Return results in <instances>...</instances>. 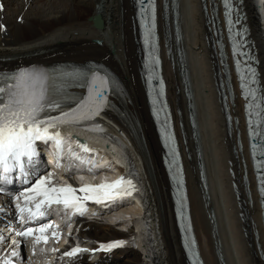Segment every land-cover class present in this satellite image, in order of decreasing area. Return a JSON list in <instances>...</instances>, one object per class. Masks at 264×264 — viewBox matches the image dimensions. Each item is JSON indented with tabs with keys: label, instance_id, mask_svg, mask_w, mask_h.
Returning <instances> with one entry per match:
<instances>
[{
	"label": "bare ground",
	"instance_id": "1",
	"mask_svg": "<svg viewBox=\"0 0 264 264\" xmlns=\"http://www.w3.org/2000/svg\"><path fill=\"white\" fill-rule=\"evenodd\" d=\"M18 1L0 0V7H4L3 11L0 8V23L8 27H0V73L5 75L12 70L13 64L17 63L15 58L23 53L47 51L56 61L103 63L116 71L122 82L123 78L126 81L127 98L125 101L117 96L111 98L118 110L112 108L106 117L114 121L129 138L130 143L126 145L129 147L131 175L142 187L143 201L150 214L149 231L139 237L133 247V231L121 233L118 230L120 225H112L115 220L109 218L110 224L88 222L85 232L96 241L94 248L98 250L100 259L84 258L75 264H187L176 226L171 188L162 162L163 151L155 132L158 154L153 153L154 147L149 142L152 139L149 125L152 124L150 118H146L148 107L145 94L137 80L138 34L134 33L133 0H104L102 6L101 0H51L46 8H30L28 14L24 10L30 0ZM243 1L261 59L264 88V4L261 2L259 5L257 0ZM187 4L192 8L191 14L185 13ZM178 5L201 124L203 158L209 172L208 198L203 197L200 187L197 156L188 119V101L180 73L178 69L173 71L172 65L165 61L164 76L168 82L169 100L174 109L187 168L189 198L200 254L205 264H222L216 251V243L220 241L226 264H235V260L238 264H264V228L259 199L257 195L255 200L246 196L243 188L246 165L250 191L251 188L256 190L246 141L243 104L239 93L228 102L231 115L235 118L232 130H228L221 88L226 79L225 68L220 67L212 46L216 37L209 31L212 17L215 23L218 22L217 9L218 19H221L220 8L215 6L219 5V0H189L188 3L179 0ZM2 14L4 16L1 18ZM98 14L104 19L105 28L102 30L89 20ZM91 42L95 45L92 46ZM97 81L100 82L98 91L89 100L87 97L78 111L88 107L94 115H99L107 107V97L103 96L99 101L105 82L97 76L92 80V87ZM180 122L184 126L183 132ZM115 135L119 134L115 132ZM239 137L242 151L238 146ZM231 168L234 175L230 172ZM114 175H117L116 170L108 177ZM234 184L236 189L233 188ZM253 201H256V205ZM130 207L134 212L139 208L136 204ZM209 211L215 212V222L219 227L215 237ZM116 241H123V246L111 251L100 250L101 244Z\"/></svg>",
	"mask_w": 264,
	"mask_h": 264
},
{
	"label": "snow or ice",
	"instance_id": "2",
	"mask_svg": "<svg viewBox=\"0 0 264 264\" xmlns=\"http://www.w3.org/2000/svg\"><path fill=\"white\" fill-rule=\"evenodd\" d=\"M155 0H149L148 11L154 10ZM143 4V0H141ZM225 7L228 9L226 12L227 16H231V0H224ZM144 11V9H142ZM232 20L229 19V24ZM2 27V26H0ZM152 36V28H149L145 33V40L147 41ZM248 71L252 75V83L256 84L255 72L251 68ZM51 75V74H50ZM86 76L87 73L80 69H73L71 71H65L64 73V83L61 84L59 94L57 93V81L55 77L52 78L48 93L50 102L46 105H40L36 108H31L25 111L23 108L19 110H14L12 112H5L8 104L5 100V86L12 87L13 82L17 79L18 74L13 73L10 75H3L0 73V186L7 185L11 183L9 177L17 172L25 177V182H27V176L30 175V168L34 166L36 157L38 155V150L36 148L37 142H43L45 144L54 142L57 147L56 157L59 160L60 153L62 150V140L61 132L57 128V125L50 124V120L62 119L61 116H50L44 115L39 117L40 113L51 112L54 109L61 107L59 100L61 97H67V88L70 86L68 81L74 77ZM247 86V85H246ZM260 89H248V96H251L253 100L257 99V92ZM248 97L246 96V99ZM260 100H264V95L260 97ZM256 107L259 111L264 112V108H260L259 102H257ZM64 116L69 115V113L64 112ZM249 115H252L250 112ZM30 117H39L36 119H31ZM261 122L264 123V117L261 118ZM256 123V121H250V124ZM259 134L261 140L264 141V133H259L257 131L253 132V135ZM78 146L84 151L88 152V148L84 144H78ZM256 145H253L255 150ZM74 156V153H70ZM264 155V152H261ZM175 156H173V160ZM80 163H86L85 161H79ZM259 167H264V162L259 165ZM264 183V181H262ZM52 184L51 173L47 176L37 177L34 186L30 187L26 193H24V206L21 207L17 205L20 213H27L30 220H35L37 218H43L44 212L42 209L45 206L50 207L53 203L61 205L65 211L72 209L74 214L83 215L86 208V202L91 201L93 203H104L113 202L116 199L123 198L124 196L131 195L135 190V185L131 180H125L121 177L119 180L111 184H101L97 187H92L86 185L83 188L77 189L71 185L67 187H53L49 186ZM77 193H84V195H77ZM29 205H34L29 207ZM183 207V202H181ZM52 227L51 224H43L39 227H27L25 231L19 232L18 235L24 238H32L35 244L47 243L48 235L47 230ZM56 234H53L55 238ZM3 237L0 236V240ZM123 241H116L107 244H101L100 250L111 251L114 248L122 247ZM87 251V249L72 248L67 251L64 255L72 257L79 252ZM15 255V253H13ZM9 264V262H6Z\"/></svg>",
	"mask_w": 264,
	"mask_h": 264
},
{
	"label": "rangeland",
	"instance_id": "3",
	"mask_svg": "<svg viewBox=\"0 0 264 264\" xmlns=\"http://www.w3.org/2000/svg\"><path fill=\"white\" fill-rule=\"evenodd\" d=\"M24 1H26V0H24ZM33 0H30V2H29V4L25 7V10H24V13H26V14H28V12H29V9L30 8H32L31 10H33V9H36V8H38L39 9V7L41 8V7H43V8H46L45 6H46V4L47 3H49V2H51V0H34L33 1V3H31ZM103 1L104 0H101V3H100V5L102 6L103 5ZM19 3L20 2H23V0H20V1H18ZM44 3V4H43ZM31 4V5H30ZM31 7H30V6ZM1 8V7H0ZM28 8V9H27ZM42 9V8H41ZM4 10V7H3V5H2V8H1V11H3ZM35 12H36V10H34ZM34 12V13H35ZM4 16V14H2L1 15V18ZM92 17V16H91ZM262 18H263V21H264V16H262ZM89 20H92V18H89ZM2 23V22H1ZM0 23V24H1ZM3 25V26H2ZM0 26H2V28L4 29H7L8 27H7V24H1ZM106 34H108V32L106 33ZM134 42H135V40H134ZM91 45L92 46H94L95 44H93V42H91ZM123 80H124V82H126L125 81V79L123 78ZM146 101V100H145ZM146 118L147 119H149V116H148V110L146 111ZM149 127L151 128V130H152V139L149 141L150 142V146L151 147H154V151H153V153L154 154H158V151H157V148H156V143H155V140H156V138H155V136H154V129H153V126L152 125H149ZM205 157V156H204ZM206 161V160H205ZM207 164V163H206ZM251 197H252V199H254L255 200V198H256V192L251 188ZM254 202V204L256 205V201H253ZM131 248V247H130ZM235 259V258H234ZM235 262L238 264V262L235 260ZM235 263V264H236Z\"/></svg>",
	"mask_w": 264,
	"mask_h": 264
},
{
	"label": "water",
	"instance_id": "4",
	"mask_svg": "<svg viewBox=\"0 0 264 264\" xmlns=\"http://www.w3.org/2000/svg\"><path fill=\"white\" fill-rule=\"evenodd\" d=\"M93 21H94V24H95V26H96L97 28H99V29H103V28H104V24H103V22H98V21H97V17H95V18L93 19Z\"/></svg>",
	"mask_w": 264,
	"mask_h": 264
}]
</instances>
